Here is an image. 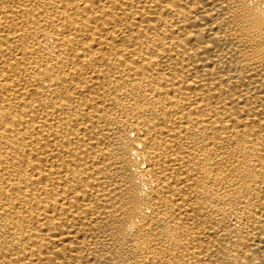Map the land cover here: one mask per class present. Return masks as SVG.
<instances>
[{"label": "bare ground", "instance_id": "6f19581e", "mask_svg": "<svg viewBox=\"0 0 264 264\" xmlns=\"http://www.w3.org/2000/svg\"><path fill=\"white\" fill-rule=\"evenodd\" d=\"M0 264H264V0H0Z\"/></svg>", "mask_w": 264, "mask_h": 264}]
</instances>
